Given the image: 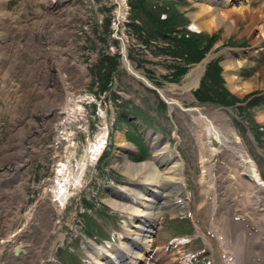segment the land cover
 <instances>
[{"label": "rangeland", "instance_id": "1", "mask_svg": "<svg viewBox=\"0 0 264 264\" xmlns=\"http://www.w3.org/2000/svg\"><path fill=\"white\" fill-rule=\"evenodd\" d=\"M40 1L45 0H7V9L18 11L20 19L19 24L16 25V34L8 31V35L15 43L24 44L25 51L24 48L23 50L19 48L16 52H9L5 55V58L9 61V67L7 69V66H4L5 68L0 67V158L3 159L4 154L8 153L12 142L15 143L16 139L25 135L24 132L19 131V128L30 126L33 123L30 116L33 120L37 119L38 116L40 117L39 113L36 115H33L34 112L31 113L32 108L39 104L35 108L40 109L44 105V99H48L47 93L52 87L48 82H45L48 75L46 74L45 77L39 69L41 66L45 67L43 53L50 52L51 48L67 45L70 49V56H67V58L77 64V68L69 70L72 72H66L77 78L74 95L80 91L93 90V84L98 80L99 82L102 81L99 84V92L104 99L98 100L96 106L93 103L92 109L87 104L83 107L88 110L89 117L86 118V122L82 126L84 130L81 129L75 135L78 155L83 156L82 151L88 139L93 141L101 128L102 123H99L100 118L97 112L99 108H102L108 119H115L112 125L107 124L110 137L112 138L117 130L125 129L126 138L138 148V156L142 157L140 160H152V146H150V140H148L146 133L155 132L161 137L159 143H167L168 150L177 155L182 163V183L186 204L188 205L187 214L185 215L184 210L178 207L170 209V204L164 205L165 208L160 214V219L157 220V222L160 221L157 230L154 234H151L155 249L158 250L156 252L158 258L154 264H182L180 260L184 257L183 252L188 251L199 252V260L204 261L205 258H208L211 264H243L237 257L231 255L228 248H222L215 227L220 228L223 226L225 228L228 239L227 246H230L235 239L244 243L247 233H249L248 240L254 243L252 248L254 250L257 247L256 245L264 244V219L262 217L264 212L257 209L253 210L250 202L247 205H242L239 202L237 208L233 205H230L229 209L222 208V202L228 201L227 195L220 196V194H217L218 192L216 193L215 190L217 184L216 182L215 186L213 184L215 171L217 170L219 173L220 171L219 168L210 164L213 159L204 162V164L200 161L201 154L208 155V152L201 148L196 138L197 126L192 123L189 115L179 107L174 106L173 111H170L168 103L165 107L161 106L160 97L154 89L138 81L123 68L121 65V52L122 42H124L126 54L132 66L149 78L153 85L163 90L166 96L179 100L184 106L199 105L206 108H217L225 105L216 100L205 101L195 96L197 89L202 87L203 81H208L209 77H212L213 79L209 82V85L202 91L205 90L206 92L208 90V92H211L209 87H213L216 92L234 98L232 104L241 103L240 106L233 107L231 112L225 108L220 109L219 112L230 118L227 122L233 125L242 137L245 148L257 163L261 177L264 179V119L258 118L260 114H264V35L260 37L258 42L252 41L254 37L252 31H255L254 34L259 31L256 26L246 31L249 20L239 15L240 13L235 19V26L231 28L232 30H228L225 24L221 23L214 26L210 31L205 29L200 31L194 29L192 31L194 27L190 24L192 20L190 13L197 10L198 7L191 0H144V8L140 7L135 11H131L128 6V2L132 4V1L135 0H124V14L120 20L116 13L117 9L115 8L118 4L115 0H53L52 3H50L52 1L50 0L47 7H42ZM207 2L211 5V8L214 7L209 1ZM263 2L264 0H244L243 4H249L251 8L255 9ZM54 3L57 4L51 11L52 8H48ZM239 4L232 5L230 1H226L222 4L219 3V7L227 10L234 5L239 7ZM62 11L63 13H61ZM158 20H163L162 23L167 26L165 30H172L171 35L174 32L178 36L184 34V37L190 38L194 45H198V49L203 50L205 44H209L211 40V44L204 52L205 57L199 62L188 61L187 53L189 52L190 56L194 49H190L188 52L185 51L183 55H172V52L169 51L163 52L161 50L163 46L172 45L173 43H169L172 38L171 35L163 36L157 31L160 28ZM263 22L264 19L261 18L259 23ZM38 31H41L39 39L36 37ZM144 38H147L148 41H145ZM109 46H113V50H110ZM35 50L39 52L37 55H34ZM254 50H256L255 53ZM227 54H231L235 59L248 62L238 67L237 76L242 81H247L255 76L257 81L255 87L240 92L228 85L227 71L221 63ZM209 57L214 59L204 67L205 63L203 61H207ZM15 61L16 67L14 65ZM104 61L106 65L104 69H100L97 65L103 64ZM201 62L204 70L199 77V84L193 86L191 91L179 87L183 84L189 72L199 66ZM18 63L21 64L19 72L23 76L20 85L18 83L21 78L20 73L18 72L16 76H13L11 71L14 67L15 71L17 70ZM214 64L219 65V71H211ZM29 66L32 67L30 72L26 69ZM33 66L36 69H33ZM220 77L222 79L221 83L219 81ZM106 79L107 81L104 82ZM30 81L31 84H29ZM70 81L71 79L66 80L67 86H69ZM10 83L16 85L15 90H8ZM28 88H34L33 94L31 93V107L24 104L26 96H28ZM56 91L58 92L57 89ZM60 93L58 92L59 96H55L56 98L51 101L52 103H57L58 99H61ZM7 98L10 100V104L6 102ZM118 103L124 106L123 109L121 108L122 105H118ZM12 107L16 110L13 111ZM46 112L45 110L44 113ZM128 114L127 120L124 117ZM20 120H24L23 123H20ZM25 121H29V123L25 124ZM141 134L144 135L147 144ZM111 144L110 150L114 152V136ZM63 146L60 147L59 151L63 150ZM200 149L203 150L202 153ZM53 152L58 153L57 150H53ZM131 154L135 155L134 152H131ZM110 156V153L106 150L96 163L98 168L96 173L89 174V170L87 171L85 178L88 183L85 186L83 185V188L81 187L76 193L75 198L78 201L74 197L69 198L65 206L59 210L49 203H45V207L41 209L42 207L39 208L36 202L42 198V191L46 185L43 179L51 174L53 163L51 168L48 169V175L44 172L46 168L44 170L43 167L40 168V165L35 167V177L32 175V170L28 176L27 184L23 186V197L27 196V198L23 199L22 206L18 210V219L12 220L6 227H0V241L9 240L6 242L5 247H0V260L10 257V249L12 247L15 249L16 246L14 245L18 243V247L25 250L26 254L20 264H50L56 260L54 256L56 254L59 255V259L63 264H69L70 262L75 264L76 256L82 253L81 250H76L75 247L71 248L73 244L77 245V240L74 239L72 243L68 242L67 244L70 247L67 245L65 247L63 244L71 236L73 238L71 234H75L78 229L81 217L85 220L86 226L83 231L86 234L92 235L94 232L99 237H109V234L94 217L85 213L82 216L80 209L82 207L85 210L84 207L95 206L103 213L105 210L112 208L102 202L103 199H99L104 190L98 186L101 181L99 178L101 177L99 176L100 168H108ZM130 158L132 161L135 160L134 162H140L135 157ZM80 161L78 159V162ZM122 161L121 157L117 159L118 163H122ZM31 165L34 167L35 163H31ZM109 170L105 173L106 175L104 174L106 178L112 177L119 181L123 178L119 169L112 167ZM216 176L219 178L218 173ZM240 177L246 180L244 175ZM230 182L226 184L235 188L243 187L241 185L242 180L234 181L235 183H233V180ZM93 191L98 192L99 195L93 193ZM217 197L221 199H217ZM239 197L242 198V195H239ZM52 198V194L46 197V199ZM11 200L1 199L0 211L3 208V212L7 210L11 212V204L9 205ZM234 202L237 203L235 199ZM33 209H35L32 212L34 217L27 221L26 213L33 211ZM43 216L46 223L41 221ZM52 218L58 222V228L54 229ZM101 220L103 221V219ZM39 221L43 224H40ZM234 223L235 227L233 226ZM56 230L64 235L63 241L55 236L57 234ZM229 233L235 234L236 237H230ZM178 234H185L192 241L184 245L181 244L176 251L177 246L173 247L169 240ZM23 245L24 247H21ZM57 245L59 247L55 251ZM50 249L52 250V257H48ZM72 249L77 251V255L73 254ZM87 256L86 253L83 258ZM260 260L262 261V259Z\"/></svg>", "mask_w": 264, "mask_h": 264}, {"label": "bare ground", "instance_id": "2", "mask_svg": "<svg viewBox=\"0 0 264 264\" xmlns=\"http://www.w3.org/2000/svg\"><path fill=\"white\" fill-rule=\"evenodd\" d=\"M49 1L50 0H45L43 2L40 1V5L42 7H47V3ZM116 1L118 5L115 9H117L116 13L118 15V19L120 20L121 16L124 14L123 4L125 3L124 0ZM191 1H194L198 7L197 10L190 13L192 19L191 26L194 27L193 29H205L210 31L214 28V26L222 23L225 24V27L229 30L234 28L235 19L240 13L239 15H242L243 18H248L249 20V23L246 26V31H249L253 26H256V29L259 31L256 34H254L255 31H252L254 36L252 41L258 42L260 37H263L264 35V22L261 24L259 23L261 18L264 19V2L253 9L249 6V4L244 5V0ZM207 1L214 5V7L212 6L211 8V5ZM226 1H230L232 5L235 3L240 4L239 7L234 5L227 10L220 9L219 3L222 4V2ZM52 2L54 1L52 0L50 3ZM6 4L7 0H0V67L5 68L7 66V69L10 64L5 58V55L9 54V52H16L19 48L22 50L24 48L25 51V47H23L24 44L15 43V41L8 35V31L16 34V25L19 24L20 19L18 11L8 10ZM56 4L57 3H54L49 6L48 9L52 8V11ZM61 13H63V11ZM40 33L41 31H38L36 34L38 39ZM255 52L256 50H254V53ZM38 53L39 52L36 51L34 52V55H37ZM43 56L45 58V67L43 68V66H41L39 69L44 73V76L46 74L48 75L46 78L47 81L45 82H48L52 87L47 93L48 99H44L43 101L45 109L43 106L41 107L42 109H36L39 104L35 106L36 108H32L31 113L33 114L34 112L33 115L39 113L40 117L38 116L37 119L33 120L32 116H30L33 123L30 126H24L21 129L19 128V131L24 132L25 135L16 139L15 143L12 142L8 153L4 154L3 159L0 158V193H2L0 194V201L1 199H12L9 203V205L11 204L12 211L9 212L7 210L3 212V208L0 211V227H6L12 220L15 221V219H18V210L22 206L23 199L27 198V196L23 197V186L27 184L28 176L32 170V175L35 177V167L40 165V168L43 167L44 170L46 168V171L44 172L48 175V169L51 168L53 163L51 174H49L47 178L43 179L44 183L46 182V185L42 191V198L38 199L36 202L39 208L42 207L41 209L45 207V203H49L50 205H54V207L59 210L65 206L71 194H74V192L77 193L83 185L85 186L88 183L85 178L87 171L89 170V174H92L93 172L96 173L98 170L96 166L97 161H99L100 157H102L105 151L108 150L111 155L108 168H100V175L97 174L101 176L99 177L101 181L98 186L102 187L104 190V194L100 190L102 195L99 199H103L102 202L110 205L113 209H117L118 212H123L126 217H128L126 218L127 220H125L124 229L126 233L133 236L135 243L140 245L139 247L143 250V252L140 250H133L130 246L124 245L125 243L123 244V242H121V244H123L121 247L109 244V247H112L111 250L104 244H101L98 245V249L96 248L94 251L93 249L96 246L95 241H93L94 247L83 244V242H88L87 239L91 236L83 231L86 226L83 217L79 219V226L77 227L78 229L75 234H71L73 235V238L71 236L66 243H72L74 239L81 234L84 239L81 247L86 250L87 255L89 254L94 264H105L104 260L100 257L101 254H103V251H106V254L112 257L114 256V252H118L120 249L124 252L123 257L126 259V262H129L130 258L133 257V254L135 256H140L141 253L144 254V251H148L147 255L142 257L140 264H153L152 261H155L158 258V255L153 252L151 232L154 228V224H156L157 220L160 219L162 210L165 208L166 204L171 205L170 209L173 207L186 209L185 207L188 206L186 204V197L183 190V169L181 161L177 158V155H174L168 150V145H166L167 143H159V139L161 137H159V135L155 132L146 133L148 140H150V146H152V160L150 161L140 160L141 157H138L136 154L138 153V148L132 141L126 138L125 129L114 132L115 150L112 152L110 149L112 146L111 143L113 136L112 138L110 137V130L107 124L110 123V125H112L115 119H108L102 108H99L97 112L98 117L100 118L99 123H102L101 128L92 142L90 141L91 139H88L86 146L82 151L83 156L78 155V152H76L77 139L75 135L76 132L81 129L84 130L82 126H84L86 118L81 117L83 114L82 109L81 115H79V112L82 102L86 103L88 96L85 91L78 96L74 95L77 78L76 76L74 78V75L66 73L69 70H73V68H77V64L67 58V56H70V49L67 45L64 47L57 46V48H51L50 52L48 51V53H43ZM52 58L54 59L52 60ZM205 62L206 60L203 61V63ZM245 62L246 60L235 59L231 54H227L221 62L227 71L226 79L228 85L240 92L255 87L257 82L255 76V78L253 77L247 81H242L237 76L238 67ZM15 64L16 61L14 62V65ZM121 65L138 81H141L149 87L154 86L149 79L142 74V72L132 66L131 61L126 54L124 42H122ZM20 66L21 64L18 63L16 71V65L14 68L10 66L13 69L11 70L13 72V76L18 74ZM31 68L32 67L29 66V68L26 69L30 72ZM33 69H36L35 66H33ZM202 70L203 64L201 62L199 66L189 72V74L185 77L183 84L179 87L186 89L187 91H191L193 86L197 84ZM65 73L67 77L65 76ZM20 76L21 78L18 81L19 85L23 80L22 73H20ZM66 78L71 79L69 86L66 85ZM31 81L29 84H31ZM9 85L8 90H15L16 85L14 86L13 83H10ZM56 89L58 92H61V99H58L57 103H52L51 101L59 96ZM157 89L160 96L164 100H167L170 111H173L174 106L178 105L182 111H185L189 115L192 123L197 126L196 138L198 139L201 148H204L208 152V155L201 154L203 150L201 151L200 149V154L202 155L200 161L204 164V162H209L210 159H213L210 164L219 168L220 171V173L217 172V170L215 171L213 184L214 186L215 182L217 184L215 189L216 193L218 192L217 194H220V196L223 194L227 195L228 201L222 202L223 207H221L229 209L231 207L230 205H233L237 208L239 206V202H241L242 205H247L250 202L253 210L257 209L264 212V179L261 177L257 163L245 148L242 137L235 127L227 122L230 118L226 114L223 115L219 112L223 107L219 106L217 108H206L199 105L184 106L179 100L168 97L165 95L163 90L159 88ZM33 90L34 88L27 89L28 96H26L24 104H27L28 107H31V95L33 94ZM91 98L92 97L90 96V99ZM17 100H19V98H17ZM6 102L10 104V100L8 98L6 99ZM15 102L17 101L15 100ZM94 102L95 98L92 103ZM12 108L13 111L16 110L14 107ZM45 110L47 111L46 113H44ZM228 110H230V112L232 111L231 109ZM258 118L263 120L264 114H260ZM23 121L24 120H20V123H23ZM28 123L29 121H25V124ZM62 145H64L63 150L59 151ZM53 150H57L58 153H54ZM133 150L136 152L135 155L131 154ZM120 157L123 160L122 163L117 162V159ZM130 157H135V159L140 160V162H134L135 160L132 161ZM78 159L81 161L78 162ZM37 160L39 161L36 162ZM31 163H35V166L32 167ZM112 167L120 170L119 172L123 176L120 181L118 179L115 180L112 177L106 178L105 173L109 172V168ZM217 173L219 178L216 176ZM241 175H244L246 180H243V177H240ZM124 177H127L128 179H125ZM231 180H233V183L238 180H242L244 184L241 183V185H243V187L235 188L226 184ZM49 183L50 185H48ZM230 184H232V182H230ZM238 185L240 186V184ZM94 192L95 191H93V193ZM95 193L99 195L98 192ZM47 194H52L53 198L46 199L48 196ZM239 195H242V198L239 197ZM19 199L20 201H18ZM217 199L221 198L217 197ZM234 199L237 203L234 202ZM84 209L85 210H83L82 207L80 209L82 216H84L83 214L85 213L88 216L94 217L100 224L102 223L101 219L104 218H100L102 213L97 207L89 206L87 208L84 207ZM34 211L35 209L26 213L25 217L27 221L33 219L34 215L32 212ZM262 217L264 219V214ZM41 221L46 223L44 216L41 218ZM41 221H39V223L43 224ZM52 224L55 226L54 229L59 227L58 222L53 220V218ZM233 226L235 227V223ZM215 228L217 229L216 235L219 236L222 248H228L231 255L237 257L243 264L264 263V244L261 243L256 245L257 247L253 250L252 248L254 247V243H251L248 240L249 233H247L244 243L235 239L231 242L230 246H227L228 239L226 236L227 233L225 234V228L223 226L220 228L216 226ZM55 232L57 233L56 235L53 231L54 235L57 236V239H61L63 241L65 238L64 235L57 230ZM229 235L232 238L236 237V235H233L232 233H229ZM260 235L262 234L260 233ZM260 235H258V237H260ZM8 241L9 240H1L0 247H5L6 242ZM177 242L181 241L177 240ZM21 247H24V245ZM10 252V257H5L3 260H0V264H20L26 255L25 250L20 249L18 246H16L15 249L12 247ZM49 256L52 257L51 249L48 253V257ZM57 257L60 258L58 254ZM115 259L117 258L115 257ZM260 259H262L263 262ZM28 262L30 263V261Z\"/></svg>", "mask_w": 264, "mask_h": 264}, {"label": "trees", "instance_id": "3", "mask_svg": "<svg viewBox=\"0 0 264 264\" xmlns=\"http://www.w3.org/2000/svg\"><path fill=\"white\" fill-rule=\"evenodd\" d=\"M143 1L144 0H135V1H132V8H133V11L135 10H138V8H144L143 7ZM163 20H158V23H159V26L160 28H158L159 30H157L161 35L163 36H166V35H171L172 34V30H165L167 28V26L162 23ZM135 25L140 28L136 23ZM165 25V26H164ZM137 28V30H138ZM171 39H170V42L169 43H173L172 45L171 44H167L166 46H163L161 48V50L163 52H172L171 54L172 55H183L185 51L188 52V50L190 49H194V52L193 53H190V56H189V52L187 53L188 54V58L187 60L188 61H198L203 55H204V52L206 51L207 47L211 44V40L208 43L205 44V48L203 50L201 49H198V45H194L191 41L190 38H187V37H184V34H180V36H178L175 32L173 35H171ZM145 41H148L147 38H144ZM211 65V64H210ZM182 67V66H181ZM185 69V68H183ZM211 71H219V65L217 64H214L212 66V70ZM213 78L212 77H209V80L206 81L204 80L203 83H202V87L198 88L197 91L195 92L196 93V96L198 98H200L201 100H216V101H219L221 103H224V104H232V101L234 100V98H231L229 97L228 95H224V94H221L219 92H216L215 89L213 87H209L210 88V91L212 92H208V90L205 92L202 91V89H205L206 86L209 85V82L212 80ZM219 81L220 83L222 82V79L221 77L219 78Z\"/></svg>", "mask_w": 264, "mask_h": 264}]
</instances>
